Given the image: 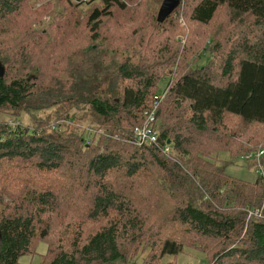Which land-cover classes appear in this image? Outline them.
Instances as JSON below:
<instances>
[{
    "label": "trees",
    "instance_id": "1",
    "mask_svg": "<svg viewBox=\"0 0 264 264\" xmlns=\"http://www.w3.org/2000/svg\"><path fill=\"white\" fill-rule=\"evenodd\" d=\"M28 1L0 0V117L54 110L56 118L0 121V162L38 168L37 176L20 167L0 175V264L34 257L41 243L48 248L39 264H136L131 253L144 248L152 250L144 264L185 249L204 252L207 264H264V176L251 160L257 180L233 178L219 159L263 152L264 170V0H144L147 8L131 18L152 23L141 37L148 57L121 45L110 26L117 12L130 11L124 0H63L68 12L98 3L85 15V48L59 60L47 53L46 65L42 51L28 59L18 35L12 47L2 39L15 33L8 24ZM73 26L76 34L83 23L72 19ZM164 33V49L153 46L151 37ZM175 34L189 35L182 50ZM17 47L9 72L3 52ZM165 77L158 144L137 147L128 142L131 131ZM102 129L128 146L115 148ZM169 142L171 156L162 150ZM85 166L83 207L73 193L60 204L68 186L42 177L75 170L81 181Z\"/></svg>",
    "mask_w": 264,
    "mask_h": 264
},
{
    "label": "rangeland",
    "instance_id": "2",
    "mask_svg": "<svg viewBox=\"0 0 264 264\" xmlns=\"http://www.w3.org/2000/svg\"><path fill=\"white\" fill-rule=\"evenodd\" d=\"M84 3L88 2L89 0H83ZM126 3H128L130 8V11L128 13H122L117 12V20L110 23L111 28H113L118 35L122 39L120 44H126L131 43L136 51H143L145 55L148 57L150 51L145 50V42L141 40V37L144 33V31L152 25V23L144 20L142 17H139L136 20H133L131 18V15L136 14L137 12L144 10L147 8V4H145V1L142 0L141 4L137 3L136 1L132 0H124ZM76 3H81L80 1H75ZM98 2H95L91 5H82L79 9L76 10H69L65 6V3L63 0H29L24 5V11L21 13L18 18L13 19L8 24V30L14 31V34H5L3 36V40L8 42L11 47L13 45H16V42H11L12 38L15 36H19L21 39V42L23 44L22 47H24V51L28 53V59L29 55L33 54L35 57V54H38L39 51H42L46 54L45 57L42 58V62L44 65L47 64L48 58L50 55L47 53H53V58H56L57 60L61 59L64 55V59L68 57H74L76 53H80L83 48H85V42L87 40V37L85 36V15L91 11L94 5H96ZM153 6V5H152ZM175 7V5H173ZM172 7V8H173ZM169 9V8H168ZM68 15V16H67ZM73 19V22H76L77 20H80L81 23H83V26L79 28V32L74 34V26L72 28H68L67 26L71 23ZM184 26V22H181ZM198 29V28H197ZM48 31V35L44 36ZM161 33V31L159 32ZM189 35H182V34H176L172 35L170 38L174 42L175 45L180 46V49L182 50V45H185ZM169 34H160V37H151L150 42L153 39V46H157L158 44L162 43V48L164 49V45H166L168 42ZM211 39V38H210ZM208 40L210 42L211 40ZM64 40L66 42H64ZM179 42V43H178ZM66 43V49L65 48ZM21 44V45H22ZM148 47L151 46V43L147 44ZM27 47V49L25 48ZM47 47H50V49H47ZM17 47L15 49V53L13 54L12 50L5 51L3 54L7 57H9V61L7 63L8 71H11V68L15 65L14 61L16 60L17 55ZM202 46L200 40H197V43H195V50L201 51ZM24 54V52H20ZM160 53V52H159ZM197 53V52H196ZM25 55V54H24ZM151 56V55H150ZM153 56V55H152ZM25 57V56H24ZM27 59V60H28ZM203 59H209V56L203 55ZM21 60V59H20ZM35 60L37 58L35 57ZM204 61L203 63H205ZM202 63V64H203ZM13 65V66H12ZM17 65V63H16ZM54 69V68H52ZM51 73L53 74V70H51ZM168 84V78H164L163 82L159 85L161 90L164 89ZM164 91V90H163ZM162 91V92H163ZM161 95V94H160ZM167 96V95H166ZM155 97H153L152 101ZM166 98V97H165ZM165 98L162 99L161 102L165 100ZM162 104V103H161ZM62 106H56L53 109H59ZM54 110L49 111H40V112H31L25 113L21 117L15 115H2L0 117V121H8L11 125L15 126L19 123H25V124H31L33 125V119L36 117L39 119H46L48 117H51V122L56 118L54 116ZM158 129H159V124ZM85 127V126H84ZM88 130L89 135H85L86 141H89L91 137V131ZM130 131V130H129ZM104 132V135L107 134L104 129H102L99 133L102 134ZM132 133V131H131ZM107 136L115 141L118 142L117 145H115V148H122L125 145L128 146L127 143H125L124 138L118 139V136L114 135L113 133L107 134ZM76 159V158H72ZM220 164H223L226 173L230 175L233 178L243 180L246 182H255L258 178L257 173V167L254 162H248L244 158H237V159H231L230 155L228 153H222L220 154ZM85 165V163H82ZM83 165V167H84ZM81 166V165H80ZM15 167H20L25 170L23 172L25 175L29 174V176H37V167H34L33 164L26 162H21L17 159L15 160H4L0 162V175H6L7 171L9 169H13ZM78 170V169H76ZM72 172V173H71ZM62 170L59 175H50L46 174L42 179H57V177H60L59 182L68 186V192L65 195V198L63 200H60V204H63V201L66 203H69L72 201L71 193H73V197H75L77 200L81 201L80 204H77V207H80L85 200V196L81 195V192L83 189H80V185L83 181V184L86 185L89 181L88 176L86 175L87 170L85 166V172L83 173V178L81 181H78L79 179L80 171L76 172L75 170L72 171ZM69 177H72L71 179H68ZM9 179V178H8ZM26 180V177H24ZM74 183V190L73 187L69 186L67 182ZM121 183H124L125 181L120 179ZM79 194L78 196L75 195ZM24 191L22 192V194ZM89 195V194H87ZM83 207V205L81 206ZM79 209V208H78ZM76 215V214H73ZM255 215L253 212H249V216ZM166 235V234H165ZM47 245L45 243H41L37 247V254L34 257L30 256H24L20 260V264H39L40 257L44 255L47 252ZM151 248L148 249H141L136 255H133L131 253L130 260L135 262L136 264H144V261L148 260L151 257ZM207 264L206 255L204 252L194 249H185L182 254L179 256H167L160 264ZM111 264H124V262L116 261Z\"/></svg>",
    "mask_w": 264,
    "mask_h": 264
},
{
    "label": "built area",
    "instance_id": "3",
    "mask_svg": "<svg viewBox=\"0 0 264 264\" xmlns=\"http://www.w3.org/2000/svg\"><path fill=\"white\" fill-rule=\"evenodd\" d=\"M168 90H169V87L166 86L164 89H162L158 94L154 96L155 98L152 101L151 107L144 112V115H143L144 119L142 123L133 128L129 141H128L129 143L137 147L152 146V145L158 144V141H159V129L157 125L158 124V113H159V109L162 103L161 101L163 98L166 97ZM162 150L167 156H171L172 147L170 144L167 143L162 148ZM262 155H263V152H260L258 154L251 153L247 155L244 159L247 161H251V160L256 161L257 166L259 167V170H258L259 174L261 176H264V170L260 166V157ZM254 214L260 216V213L258 211L257 213H254Z\"/></svg>",
    "mask_w": 264,
    "mask_h": 264
},
{
    "label": "water",
    "instance_id": "4",
    "mask_svg": "<svg viewBox=\"0 0 264 264\" xmlns=\"http://www.w3.org/2000/svg\"><path fill=\"white\" fill-rule=\"evenodd\" d=\"M169 9L166 7V5H165V7H164V9H163V13H167V11H168ZM3 75V67L1 66V64H0V77ZM168 144H170V142L168 143Z\"/></svg>",
    "mask_w": 264,
    "mask_h": 264
}]
</instances>
